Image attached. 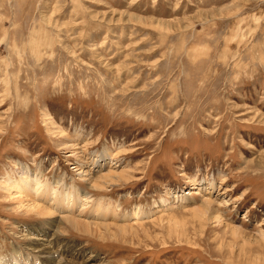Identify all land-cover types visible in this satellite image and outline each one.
<instances>
[{"label": "rangeland", "instance_id": "374dc122", "mask_svg": "<svg viewBox=\"0 0 264 264\" xmlns=\"http://www.w3.org/2000/svg\"><path fill=\"white\" fill-rule=\"evenodd\" d=\"M104 152L130 180L93 189ZM28 171L121 212L86 234L0 185V264H264V0H0V184Z\"/></svg>", "mask_w": 264, "mask_h": 264}, {"label": "bare ground", "instance_id": "6f19581e", "mask_svg": "<svg viewBox=\"0 0 264 264\" xmlns=\"http://www.w3.org/2000/svg\"><path fill=\"white\" fill-rule=\"evenodd\" d=\"M72 145H76V144L74 143ZM110 156H111L110 153L104 152L99 156L98 161L95 162V164H99L101 166L100 162L104 160V164L102 165L103 166L102 168H107V167L109 168L108 172H106L105 174L102 173L103 175H100V177L98 178H94L95 176H93V172L90 170V168L88 169V167H85V165L84 167H82V170H80V165L75 167L77 168V172L79 175H82V177L86 181L92 183L91 185L93 189L104 190L109 185H115L119 181L117 180V177L126 179L127 181L130 180V177H128V175L130 174L131 171L129 169H124V168L118 171L117 169L113 168L114 162H112ZM42 177L43 175L41 174V172L33 173L28 171L26 177L21 178L19 181L13 182V180L10 179V180H6L5 182H1L0 185H2L4 188H6L9 191L11 190L16 191L17 194L19 193V195L23 194V196H26L29 202L27 201V203H24L23 200H21L23 202L21 204L22 208H26L29 211L35 212L43 216H52L55 215L57 212H59V214L62 215L61 216L62 218L71 222V224L80 232L91 235H101V233L103 232L102 227L111 230L112 227L115 226L114 224H111V222L113 223L115 220H117L116 218L119 216L118 212L121 209L120 204L114 205L113 202L105 203V198L95 200L91 197L90 193H87L85 191H80L79 189H76L74 187H72L71 189L64 186L63 190L59 191L54 187V184H52L51 182L45 181L44 183ZM187 194L192 195V192L186 193V195ZM50 202H51L50 204L51 207H49V205L48 206L46 205L47 203ZM181 203L184 204L186 203V201L182 200ZM175 206L177 205L174 203H167L166 201H163V207L159 209L158 212L161 211L164 212L166 210L174 208ZM211 206L214 207V201L204 202L203 206H201L200 209L194 212H198V213L201 212L202 214H205L206 216L209 217L210 215H213V210L211 209L212 208ZM153 213L151 212V214ZM132 214L133 217L135 216L137 217V219H141L143 217L146 218L150 215V214L142 213L139 209L135 210V212ZM222 215L220 216L217 215V219L220 223L224 221ZM80 216L82 217L85 216V218L84 217L81 218ZM129 217L131 216H127L126 218L128 219ZM124 224L116 225V226L120 228L121 231H125V232L128 227L133 226V225H126L127 223ZM36 248H38L37 251H41L45 253L44 255L46 254L51 255L52 251L50 250H46L43 247H36ZM16 253H17L16 256L20 255L19 251H17ZM13 261L16 262V264H20V261L17 259L16 260L14 259ZM13 261L10 262L12 263ZM51 261L55 262L56 258L53 259L51 258Z\"/></svg>", "mask_w": 264, "mask_h": 264}]
</instances>
